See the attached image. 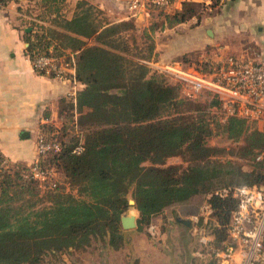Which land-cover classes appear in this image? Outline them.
Here are the masks:
<instances>
[{"label":"trees","instance_id":"obj_1","mask_svg":"<svg viewBox=\"0 0 264 264\" xmlns=\"http://www.w3.org/2000/svg\"><path fill=\"white\" fill-rule=\"evenodd\" d=\"M40 2L52 18L48 25L40 15L31 20L34 31L25 33L27 55L32 60L50 48L56 54L73 52L74 78L84 87L63 101L60 127L40 130L60 150L47 152L39 165L53 167L74 193L57 184L48 191L53 193L49 204L37 206L40 189L29 167L0 154V264H44L47 257L58 262L61 254L85 251L94 241L117 250L127 233L120 218L130 208L138 212L137 230L168 209L169 217L187 225L180 215L197 214L199 199L208 195L215 220L211 242L225 240L238 200L213 193L225 187L264 186V130L243 118L218 120L227 137L241 139L239 157H250L254 165L245 171L239 162L221 159L223 149L209 144V108L217 99L186 98L179 82L126 56L122 33L136 27L134 17L111 21L99 7L82 0L69 18L63 14L67 0ZM195 3L201 2L185 0L173 13H164L169 28L193 17ZM162 9L150 4L149 17ZM92 37L97 43L88 44ZM153 49L152 44L150 55ZM187 55L177 61L190 64ZM194 67L208 68L203 63ZM193 103L196 109L184 113L182 106ZM78 146L80 151L75 150ZM172 156H181L186 166L165 165Z\"/></svg>","mask_w":264,"mask_h":264},{"label":"crops","instance_id":"obj_2","mask_svg":"<svg viewBox=\"0 0 264 264\" xmlns=\"http://www.w3.org/2000/svg\"><path fill=\"white\" fill-rule=\"evenodd\" d=\"M25 1H0V154L10 163L29 166L37 158L38 132L48 125L61 126L60 110L63 101L72 100L70 94L73 91L76 94L84 85L38 74L33 70L26 53L28 43L25 33L34 31L30 26L34 16L22 9ZM79 1L82 0H67L72 6V11L67 17L75 16ZM84 1L102 9L111 21L127 18L126 11L112 0ZM183 1L185 0H173L167 11L179 9ZM201 2L208 9H205L196 25L186 27V23L189 22L187 21L159 33L168 34L166 42L156 43V48L162 51V56L180 58L184 54L196 51L199 53L198 56H206L212 60L233 55L251 57L264 63V0H227L217 4H213L212 0ZM147 18L140 21L144 22ZM179 26H183L181 30H177ZM28 27L30 30L26 31ZM164 45L168 54L163 53ZM22 132H27L28 136L22 137ZM200 208L202 210V207ZM195 215L181 214L180 218L187 220V225L179 224L177 220L176 223L184 227L193 226L195 222L198 223ZM121 248L115 250L107 245L105 250L108 255L113 256L120 253L118 250ZM154 248L156 249L152 245L151 249H147L156 257L150 264H157L160 257L158 250H153ZM96 250L70 249L69 253L61 254L57 263L75 264L78 254H92V251L94 253ZM174 251H168L166 259L162 256L161 261L166 260V264H215L214 259L208 255V249L205 248L192 250L189 253L191 255L189 261L181 260ZM136 254L142 259V263H139L143 264L146 254L139 249L136 250ZM106 263L104 260L102 264ZM90 264L96 263L93 260Z\"/></svg>","mask_w":264,"mask_h":264},{"label":"built area","instance_id":"obj_3","mask_svg":"<svg viewBox=\"0 0 264 264\" xmlns=\"http://www.w3.org/2000/svg\"><path fill=\"white\" fill-rule=\"evenodd\" d=\"M127 13V18L140 13L141 21L149 17L148 6L170 8L173 0H112ZM227 0H219L223 3ZM201 2V0L199 1ZM31 61L33 70L42 75L62 81H72L75 73V54L67 51L61 54L52 52L37 55ZM160 62V61H159ZM150 62L152 70L162 72L171 80L179 82L181 93L189 99H217L218 104L211 106L209 112L216 114L220 122L230 117L246 119L264 130V63L251 57L227 55L218 60L205 58L202 63L206 70L182 64L178 61ZM72 98L75 96L73 91ZM81 146L75 150L80 151ZM58 143L47 140L40 132L36 136V160L29 165L31 177L37 181L41 191H52L57 186V172L53 167L42 168L39 158L49 151L58 152ZM214 195L221 198L232 197L238 200V207L232 211L227 238L213 244L204 227L199 231L201 248L208 249L209 257L215 264H264V189L256 185L225 187L215 190ZM211 195V194H210ZM210 197V196H209ZM202 213L204 224L211 214L209 202L204 204Z\"/></svg>","mask_w":264,"mask_h":264},{"label":"rangeland","instance_id":"obj_4","mask_svg":"<svg viewBox=\"0 0 264 264\" xmlns=\"http://www.w3.org/2000/svg\"><path fill=\"white\" fill-rule=\"evenodd\" d=\"M17 1H23V0H17ZM41 0H26L25 4L23 5L22 9L25 12H28L32 16H42L44 19H42L47 25L50 24L51 16L44 14V8L41 6ZM219 0H212L213 4H217ZM63 14L65 16L69 15L72 11V6L66 2V5H64ZM97 7V6H96ZM195 15L191 17L188 23H186V27H191L193 25H196V22H199L202 18V14L205 12V9H208V7L204 3H195ZM102 10V9H101ZM163 11L155 10L152 12L151 16L148 17L144 22L137 21V25L133 30H128L126 32L122 33V36L124 37L126 43L128 44V51L125 53L126 56H128L132 60H138L142 61L145 64H149L150 62L160 61L159 63L163 62H171V61H177L180 58L176 57H164L162 56V51L159 48H156V43L158 42L161 44V41H167L168 34L161 35L160 32L164 31L166 28L169 29V24L165 20V14H171L172 12L167 11L166 8L162 9ZM186 21V22H187ZM177 24L173 25L176 26ZM172 26V27H173ZM153 27V30L150 28ZM183 26L177 27V30H181ZM185 27V26H184ZM171 28V27H170ZM88 44H94L97 43V39L95 37L89 38L86 40ZM153 44L154 52L150 55V46ZM162 47V46H161ZM164 51L163 53L168 54V50L166 46L164 45ZM166 48V49H165ZM157 49V50H156ZM207 52V51H206ZM188 55L185 56V59H187L188 63L192 64V66H199L202 65V60L207 58L206 56H198V52L191 51L190 53H187ZM211 59V58H207ZM188 64V65H190ZM152 70V68H150ZM165 76V75H163ZM169 78V77H168ZM170 80V78H169ZM206 94H203L200 96V98H197V102L206 100ZM195 102V101H194ZM189 107H192V109H196L197 103L188 104L185 106H182V110L184 113H190L193 112L192 110H188ZM187 110V111H186ZM219 119L216 116V114H213L211 112L210 114V121L211 126L213 127V132L211 137L209 138V144L211 146H215L217 148H220L222 152H220L219 157L221 159H231L233 161L239 162L242 166V169L245 171H249L253 168L254 161L250 157L240 158L239 152L240 147L243 144L241 139L238 140H232L224 133L221 126H219V123L217 122ZM256 125H252V127H255ZM257 127V126H256ZM4 162L6 160L4 159ZM7 163V162H6ZM145 165H148L149 163H144ZM168 164H175L180 165L182 167L186 166V162L183 160L181 156H172L169 157L165 165ZM57 184H59V188H62V190L69 191L74 193V189L68 184V182L62 178L58 177ZM264 188V186L262 187ZM50 192V191H49ZM48 191H38L37 192V198L40 202H38L37 206L47 205L49 204V198L50 195L53 193H49ZM209 195L202 196V198L199 199V201H202V210L199 208V211L197 212V215L194 216L195 220L198 223H194L193 226L189 225L188 227L181 226L177 224L174 221V217H169L168 212L169 209L165 212L159 214L158 217L154 218L150 224L143 227L141 230H137V227L133 229H128L127 233L124 235L125 243L124 246L118 250L120 253L113 254V256L108 255L107 251L105 250L107 245L101 241H94L92 242L91 246L88 248V250L97 249L94 253L92 251V254H78V259L74 261L75 264H90L93 263V260L96 264H102L105 260L106 264H141V260L137 254L136 250L139 249L143 251L146 254V257L143 258L144 262L143 264H150L151 261L153 262L156 260V257L154 254H150V251L147 249H151V246H155L153 250H158L160 257L158 258L157 264H166V260L161 261V257L166 259L167 252H174L179 256L181 260H190V252L197 251L199 248H201L199 244V236L202 234L200 233L199 229L205 226L203 222V218L199 215H202V213L205 211L203 208L204 204L208 202ZM202 211V213H201ZM133 214L138 217V212L130 208L127 211V214L130 215ZM200 219H202V224H200ZM208 227H204V230L207 235L211 236L209 233L213 229L215 225V220L212 217V215H209L208 218ZM200 224V225H199ZM212 237V236H211ZM152 244V245H151ZM109 246V245H108ZM147 250V251H145ZM105 254V255H104ZM95 256V257H94ZM105 258V259H104ZM52 262V263H51ZM53 262H56L51 257H47L44 259V264H53ZM141 262V263H139ZM194 263V262H193ZM54 264H62V262L54 263ZM197 264V263H194Z\"/></svg>","mask_w":264,"mask_h":264},{"label":"water","instance_id":"obj_5","mask_svg":"<svg viewBox=\"0 0 264 264\" xmlns=\"http://www.w3.org/2000/svg\"><path fill=\"white\" fill-rule=\"evenodd\" d=\"M136 19H137L138 21L141 20V15H140V13H138V14L136 15ZM29 30H30V27H28V28L26 29V31H29ZM21 136H22V137H26V136H28V133H27V132H22V133H21ZM129 204H131V205L134 204V200L129 199ZM136 219H137L136 216L133 215V214H130V215H123V216H121V218H120V223H121L122 228L125 229V230L135 228V227L137 226ZM182 221L186 222L185 220H182ZM186 223H188V222H186Z\"/></svg>","mask_w":264,"mask_h":264}]
</instances>
